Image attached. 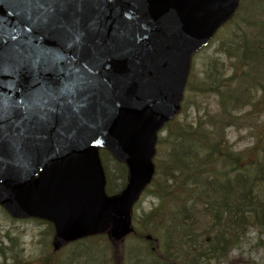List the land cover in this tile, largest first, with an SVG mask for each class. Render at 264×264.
Segmentation results:
<instances>
[{"label":"water","instance_id":"water-1","mask_svg":"<svg viewBox=\"0 0 264 264\" xmlns=\"http://www.w3.org/2000/svg\"><path fill=\"white\" fill-rule=\"evenodd\" d=\"M73 2L81 3L74 6L82 20L77 30L87 33L88 84L60 102L36 80L28 87L15 63L0 66L5 115L25 97L57 106L54 118L30 128L26 139L8 137L0 152V204L15 219L52 223L56 250L107 232L119 242L134 232L132 209L155 173L157 133L181 110L191 58L240 0ZM42 12L37 0H0V36L6 48L19 47L22 59L31 58V75L34 53L45 47L37 22ZM99 148L128 166L129 182L118 196L105 194Z\"/></svg>","mask_w":264,"mask_h":264},{"label":"trees","instance_id":"trees-1","mask_svg":"<svg viewBox=\"0 0 264 264\" xmlns=\"http://www.w3.org/2000/svg\"><path fill=\"white\" fill-rule=\"evenodd\" d=\"M243 12L229 24L230 33L218 49L220 56L208 64L205 79L198 80L199 88L195 90L191 88L196 93L200 89L201 94L215 96L222 107V112L212 116L211 123H206L205 128L203 126L204 130L194 129L195 131L187 132L181 130L175 134L174 137L179 140L181 149L184 150L179 151L178 155L183 152L185 157H180L179 163L176 164L175 167H180L178 168L180 175L171 181V185L166 184V179L171 174L168 165L156 164L157 172L148 194L151 193L161 200L160 207L142 215L133 214V219L138 225L134 235L121 242H115L107 236L109 244L106 240L104 245L106 248L100 250L104 253L101 262L99 259L94 261L92 257L97 251L93 250V246H88L92 242H103V237H94L73 244L71 251L69 250L62 260L63 255L54 249L53 226L39 221L50 226L53 232L50 234L52 246L44 256L49 264H80L83 263L84 254L96 264H129V259H132L130 243H134L131 239L138 242L135 244L139 245L142 260L144 259L141 264H212L216 260L217 263L214 264H218L229 256L232 248L245 240L248 233L243 228L250 225L253 220L259 227L250 230L264 235V139L260 145L239 154L228 151L221 139L223 126L233 123L234 113L241 110L238 105L240 100H245L246 94L254 97L257 88L261 86L259 78L251 76L249 68L246 67L252 61L258 65L264 63V36L259 31L254 32L256 28L248 29V34L243 30L242 22L249 17L248 11ZM249 22L253 24L252 21ZM237 24L242 30L238 31L241 35L240 48L236 49L234 45L238 44ZM221 56H224L225 60H221ZM237 58L241 66L240 77L244 80L243 87L240 82L235 83V74H232V68L236 65H233V61ZM246 70L248 72H245ZM247 84L255 89L248 91ZM261 88L264 89L263 86ZM194 104L199 108V101H195ZM185 106L184 111L190 107L189 102ZM250 117L251 115L245 118L247 121L243 119L242 124L249 125ZM212 118L219 120L216 122ZM259 136L258 139L264 138V133H260ZM184 144L190 147L189 151L182 147ZM185 161H188L189 165ZM196 161L199 164L202 162L200 164L202 166L196 167L198 165ZM226 163L230 164V172L224 170L221 173L217 166L221 164L226 168ZM117 164L119 177L114 178H120L122 184L114 182L107 166L105 168L108 192L111 195L120 193L128 180L127 167L122 163ZM230 173L236 176L230 178ZM258 183L261 186L257 188L256 195H251ZM231 192H236L233 203L228 196H233ZM250 209L253 210L250 216L252 219L248 217ZM239 216H244L245 219L248 217V221H251L240 222L237 218ZM148 235L152 237V241L147 240ZM17 246L18 243H14L10 251L5 249H10L11 245L0 248L2 264L11 261L13 264H35L27 261L28 259L22 255L21 247ZM76 248H81L83 255L75 251ZM8 254L11 256L8 257ZM39 264L45 263L40 260Z\"/></svg>","mask_w":264,"mask_h":264},{"label":"rangeland","instance_id":"rangeland-1","mask_svg":"<svg viewBox=\"0 0 264 264\" xmlns=\"http://www.w3.org/2000/svg\"><path fill=\"white\" fill-rule=\"evenodd\" d=\"M250 4V12L248 13L250 18L249 21H252L254 23L250 24L248 29L256 28L254 29V32H257L258 29V31L264 36V0H246L243 6L248 8ZM243 26L244 23H242V27ZM229 30L230 29L227 25V27H224L217 33V39L209 48L202 51L198 56L194 55V68L191 71L190 75L191 86L189 89H187V92H185L186 97L187 95L189 96L187 97V101H189L190 107L186 108L185 111L183 110V113L176 119V121L160 133L158 142V146L159 144L160 146L157 148V150H159L157 162L160 164L162 163V165L167 164V167H169L171 171L170 176L166 179L167 185H171V181H173L176 176L180 175L178 171V168L180 167L175 166L179 163L181 159L180 157H185L183 152H180L181 155H178L179 151L184 150L181 149L179 140L174 137L175 134L177 132H180L181 130H184V132L190 130L195 131L194 129H198V131L204 130L203 126L205 128L206 123H211V117L216 115L217 113L222 112V107L219 106V102L217 101L215 96L205 95L206 93L201 94L200 89L199 91H197V94L196 92H194V90L196 88H199L200 86L198 80L205 79V74L208 71V64L219 58V46L224 39L223 36H226L227 33H229ZM220 59L225 60V57L221 56ZM258 67L264 69V63H262ZM245 72H248V70H246ZM243 81L244 80L240 78V85L242 84L241 87H243L244 85ZM191 88H193L194 90H191ZM250 89L251 86L247 84V90L250 91ZM260 95L261 92L254 93V97L250 96V94H246L245 100H240L238 104L239 107L243 109L234 113V122L229 125L223 126L221 139L223 140V146L227 147L228 151H233L236 154L244 153L251 150L257 145H260L261 141L264 139H258V137L260 136L257 134L258 132L264 133V99L263 102L258 101L257 99L260 97ZM195 101H199V108L195 107ZM257 101L258 103L260 102L259 105H256ZM249 115H251V117L249 118L251 123L249 125L242 124L243 119L247 121L245 118ZM212 119H215L216 122L219 120L218 118ZM199 122H201V125ZM211 131L212 130H210V132ZM182 147L186 148V151L190 150V147L186 144H184ZM104 161L109 172L112 175L114 182L121 183L122 180L119 181L120 178H114V176L119 177L118 164L108 155H106V157L104 155ZM188 161H185L187 165H189ZM197 164L198 165L196 167H199L202 162L200 164ZM225 165L226 168H224V166L221 164L217 166L219 167L218 170H220L221 173H223L224 170L228 173L230 172V164L226 163ZM201 166L202 165H200V167ZM222 166L224 169L221 168ZM235 176V174H229L230 178H234ZM161 204L162 203L159 198L153 196L151 193L149 195L146 194L138 203L135 212L138 215H142L160 207ZM135 226L136 228L138 227L136 222ZM51 231L52 229L50 226L35 221L14 222L0 207V248H3L2 246H12L10 249L6 248L7 250L5 249V251H10L14 247V243H18L17 247H21L20 250L22 252V255L24 256V258L28 259L27 261L39 264V261L43 260L45 264H49L44 256L48 254L49 249L52 246V238L50 237V234H53V232ZM106 238L107 237H103V242H92L88 246H93V250L97 251L95 252L96 254L92 257L95 262L97 259H99L100 262L102 261L104 253L100 250L106 248V246H104L106 245ZM131 241L134 243H130V250H132V259H129V264H141V261H143L144 259L142 260L143 256L140 254L141 250H139V245H137V247L135 244L138 242H135L137 241L136 239L135 241L131 239ZM96 243L98 245H96ZM71 248L68 250L67 248H65L60 251L59 254L61 256L63 255L61 257L62 260L65 255H67L69 250L71 251ZM89 250H87V252ZM75 251L80 253V255H83L81 248H76ZM60 255H58V257H60ZM10 256L11 255L8 254V257ZM86 256V254L82 256L83 263L80 264H96L93 260H89V257ZM138 257L139 259L137 260ZM2 262L3 260L0 257V264H2ZM214 263H217V260L216 262H212V264ZM8 264H13V261L8 262ZM218 264H264V235L258 234L255 231H251L250 233H248V236L245 238V240L242 241L241 244H237L236 247L232 248L230 250L229 256L225 260H221Z\"/></svg>","mask_w":264,"mask_h":264},{"label":"snow or ice","instance_id":"snow-or-ice-1","mask_svg":"<svg viewBox=\"0 0 264 264\" xmlns=\"http://www.w3.org/2000/svg\"><path fill=\"white\" fill-rule=\"evenodd\" d=\"M37 3L43 8L37 22L45 47L43 51L34 53L35 74H30L31 58L27 61L22 59L19 47L6 48L2 36H0V66L5 62L15 63L28 87H33L29 81L36 80L44 93L63 102L67 91L75 94L81 90L79 86L90 82L88 76L92 72L90 61L82 59L85 51L83 40L87 33L77 30L82 20L74 12V6L81 3H74L73 0H37ZM33 31L35 32L36 29ZM40 72L44 73L43 79H39ZM45 105V107L33 105L25 97L5 115L3 102L0 101V152L4 150L8 137L26 139L30 128L54 118L57 106H47V101Z\"/></svg>","mask_w":264,"mask_h":264},{"label":"bare ground","instance_id":"bare-ground-1","mask_svg":"<svg viewBox=\"0 0 264 264\" xmlns=\"http://www.w3.org/2000/svg\"><path fill=\"white\" fill-rule=\"evenodd\" d=\"M261 183V182H260ZM260 183H258L257 185H256V188L255 189H253V192H251V195H256V193H257V188L259 187V186H261L260 185ZM232 194L231 195H233V196H230V195H228L229 196V198H231V202L233 203V201L235 200V199H233L235 196H236V192H231ZM251 201V200H250ZM249 212V211H248ZM250 212L251 213H248L249 214V218L250 219H252L250 216L252 215V213H253V210L252 209H250ZM248 217H246V219H245V217L244 216H239V217H237L238 219H239V221L240 222H243L244 220L246 221V223H248V222H250L251 220H249L248 221ZM263 220H264V218H263ZM258 228L259 227V225L258 224H256L255 223V220H253L251 223H250V225H246L245 226V228H243V229H245V231L247 232V233H250L251 232V230L250 229H253V228Z\"/></svg>","mask_w":264,"mask_h":264}]
</instances>
